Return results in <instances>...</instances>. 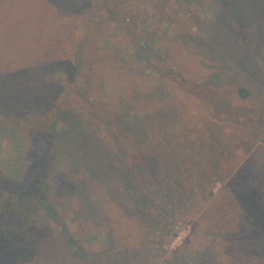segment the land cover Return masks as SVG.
Here are the masks:
<instances>
[{"label":"rangeland","instance_id":"rangeland-1","mask_svg":"<svg viewBox=\"0 0 264 264\" xmlns=\"http://www.w3.org/2000/svg\"><path fill=\"white\" fill-rule=\"evenodd\" d=\"M232 1L0 0V259L108 264L113 231L122 245L152 248L155 264H264L256 240L225 236L246 228L231 176L264 157V0H241L237 19ZM81 43L83 75L52 66ZM35 121L55 127L49 142L40 135L46 163L30 186L37 147L27 139L21 156L15 127L29 136ZM213 132L233 149L221 161V173L232 175L203 182L206 166L187 168L186 198L171 217L161 164L119 176L123 147L128 159L159 146L165 161L164 147L185 154ZM17 187L30 189L15 197ZM256 210L264 214L259 202Z\"/></svg>","mask_w":264,"mask_h":264},{"label":"trees","instance_id":"trees-1","mask_svg":"<svg viewBox=\"0 0 264 264\" xmlns=\"http://www.w3.org/2000/svg\"><path fill=\"white\" fill-rule=\"evenodd\" d=\"M91 1V0H90ZM241 0H233L232 1V18H236V9H237V4ZM253 4L255 5L256 0H251ZM12 12V11H11ZM53 46V45H51ZM35 46H33V49ZM151 48V47H150ZM153 48V47H152ZM49 49L52 51L51 47ZM139 53L140 56L143 60H148L147 54L143 52V48H139ZM37 55H39V51H36ZM52 54V53H51ZM46 55V54H45ZM36 57V56H34ZM72 59L71 60H52V66H62L65 68H69L73 71L74 76L77 77L79 75H83L84 73V67L86 64V52L83 49V43H81L76 51H74L71 55ZM42 58V56L40 57ZM62 63L65 65L63 66ZM7 68V67H6ZM168 72V71H167ZM238 93L240 97L242 98H247L249 95L248 90L244 88L238 89ZM3 114V113H2ZM5 114V113H4ZM6 116L10 115L9 113L5 114ZM62 115V112H61ZM28 122V121H27ZM38 122V121H35ZM18 123V122H17ZM41 123V122H40ZM39 124L37 130L34 129H28L29 136H25L23 133L17 134V131L21 129L20 126H16L15 128L17 129L14 130L15 136L17 137V144L16 148H18V151H20L19 154L24 155V143L27 142V139H29L32 143V149H37L34 151L35 153V162L34 165H31L33 168V181L31 182L30 186H32L35 182V184L38 181V177L41 176L39 167H41L43 164L46 163V151H45V143L39 145L40 141V135L43 134V138L46 140V142L50 140L51 134L54 130L55 123L51 125H45V124ZM44 127V128H43ZM37 131V132H36ZM13 132V133H14ZM116 138V137H115ZM114 138V139H115ZM21 142H23V147L22 149L20 148ZM43 141V140H42ZM38 143V144H37ZM20 144V145H19ZM196 146L194 143H190ZM193 146H188L187 152L185 154H175L174 150L175 148H171L169 146L164 147V150L170 151L171 158L166 159L164 161V155L163 152H159L160 147H154L152 148L150 153H142L140 151H137V153L131 154L130 158L126 159L127 155V149L125 147L121 148L119 153V158L118 162L120 165L125 169V171H121L120 177L128 179V177H133V175L142 169L148 170L152 165H160L163 167V181H164V186H165V191L167 193L166 196L170 199L169 202H165L163 206V214L166 216L171 217L174 215L177 211L179 212L181 209V203L185 201V184L189 180V178L192 176V172L189 169H193L195 166L196 169L199 168L203 169L204 166L207 167L209 171V176L207 174L201 175L200 179H202L203 182H221L223 183L229 175H232L230 172L227 173L226 175H223L221 173V167H222V157L225 155V153L230 154L233 149L231 146H225L219 139V136L213 134L209 138V142H197V146L195 151ZM251 147H248L245 149L246 152L250 151ZM163 150V151H164ZM197 154L199 155L198 160H193V156L191 154ZM191 156H189V155ZM20 156V157H21ZM179 158L180 161L177 159ZM21 159H24L22 157ZM194 161V162H192ZM192 162L190 166H186L188 163ZM251 161L248 162L247 165L243 167V173L244 175L240 177V175L236 172L234 173L231 177L232 179L234 178L232 184H231V189H230V196L234 199L235 203L238 206V215L239 219H243L246 225L245 232L243 233H238V232H227L225 234L226 237H233V235H236L237 238H244L245 241L247 242H253L257 241L256 245H258L259 251H264V237L262 238V230L261 227L259 226V223L262 222L261 219H263L264 214H258L256 208L258 205V202L261 203L264 207V157L258 156L257 163L255 164L250 163ZM186 167V168H185ZM189 168V169H187ZM28 174L31 173V169L29 168L27 170ZM191 175V176H189ZM230 177V178H231ZM213 178V180H211ZM229 179V178H228ZM231 182V181H230ZM229 183V182H228ZM41 183H39L40 186ZM195 184L201 190V193L206 194L204 192V186L202 183H199L198 180H195ZM27 186V185H26ZM27 187L26 189H20V188H11V194H14V196H20L24 191H28ZM37 189V186L36 188ZM18 190V191H16ZM210 194L208 196L212 195V192H209ZM147 201V197L141 196V200H136L134 201V207L138 211H140V207ZM192 228L197 226L195 221L191 222ZM6 228L9 227V224L5 225ZM165 227L163 226H158L154 227L153 232L157 231V229L161 230ZM68 229V227H67ZM4 232V231H3ZM113 231H110V243L108 246V252L106 250V259L108 264H155L153 261V258L150 257V253L153 251L152 248L148 246H144V250H138L134 248H130L128 245H122L119 241L117 242L114 239V235H112ZM114 233V232H113ZM238 233V234H237ZM214 236H219V235H214ZM71 238H69L67 247L70 251ZM81 248V247H79ZM78 248V249H79ZM77 249V248H76ZM0 253H2V250L0 248ZM81 254V253H80ZM79 254V255H80ZM1 255V254H0ZM83 256V254H81ZM0 264H9L8 259H0Z\"/></svg>","mask_w":264,"mask_h":264}]
</instances>
